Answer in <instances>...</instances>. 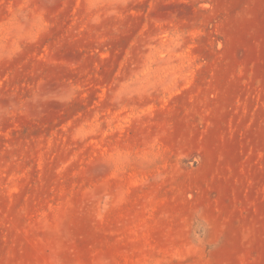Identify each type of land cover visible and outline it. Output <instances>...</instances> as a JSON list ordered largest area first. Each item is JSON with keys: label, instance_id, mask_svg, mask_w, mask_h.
<instances>
[{"label": "rangeland", "instance_id": "1", "mask_svg": "<svg viewBox=\"0 0 264 264\" xmlns=\"http://www.w3.org/2000/svg\"><path fill=\"white\" fill-rule=\"evenodd\" d=\"M0 264H264V0H0Z\"/></svg>", "mask_w": 264, "mask_h": 264}]
</instances>
